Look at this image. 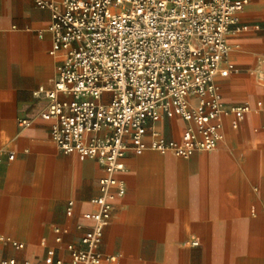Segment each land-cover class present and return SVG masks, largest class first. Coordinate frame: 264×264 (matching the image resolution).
I'll return each mask as SVG.
<instances>
[{"label": "crops", "instance_id": "1", "mask_svg": "<svg viewBox=\"0 0 264 264\" xmlns=\"http://www.w3.org/2000/svg\"><path fill=\"white\" fill-rule=\"evenodd\" d=\"M239 17L249 29L230 34L229 74L216 82L226 105L251 111L237 128L222 117L212 151H128L102 264H264V0ZM51 20L37 0H0V256L20 264H69L67 245L93 227L87 215L106 176L96 159L64 153L41 118L50 100L37 92L53 88L61 54H51ZM186 126L177 116L154 125L167 139Z\"/></svg>", "mask_w": 264, "mask_h": 264}, {"label": "built area", "instance_id": "2", "mask_svg": "<svg viewBox=\"0 0 264 264\" xmlns=\"http://www.w3.org/2000/svg\"><path fill=\"white\" fill-rule=\"evenodd\" d=\"M248 3L37 0L52 12L51 54L61 53L53 88L37 92L50 100L41 118L51 122V137L64 153L96 159L106 170L100 195L92 199L97 208L87 215L93 227L79 246L67 245L69 264L103 263L100 246L113 199L125 193L118 173L128 151L156 150L185 158L212 151L223 137L222 117L233 116L237 128L251 111L248 103L226 105L216 82L229 74L230 34L249 29L239 17ZM176 116L187 126L181 138L167 139L154 125ZM0 264L20 263L0 256Z\"/></svg>", "mask_w": 264, "mask_h": 264}]
</instances>
